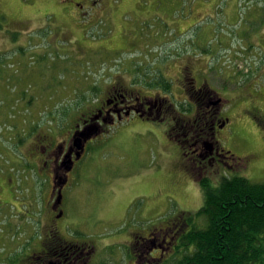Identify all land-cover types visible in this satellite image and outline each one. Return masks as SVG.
<instances>
[{"label": "rangeland", "instance_id": "obj_1", "mask_svg": "<svg viewBox=\"0 0 264 264\" xmlns=\"http://www.w3.org/2000/svg\"><path fill=\"white\" fill-rule=\"evenodd\" d=\"M46 1L0 0V164L15 172L17 184L12 189L1 178L6 186L3 201L16 203L14 197H21L20 213L11 204L0 208V264H16L31 227L40 230L51 217L42 210L48 187L24 161L33 130L51 126L52 133L63 138L75 114L98 98L115 74L152 88L150 83H161L167 71L178 99L184 97L177 91L180 61L204 57L207 68L199 80L209 81L230 99L225 108V128L233 133L230 148L238 156H254L237 175L264 182V128L241 113L248 111L249 101L236 98L245 89L264 92V76L259 77L264 71L256 70L259 46L255 41L250 45L258 20H246L256 16L257 7L264 16V3L105 0L108 9L101 19L81 20L66 17L62 7L71 4L59 7V0L50 5ZM179 22L189 25L180 30ZM48 87L54 91L50 105ZM263 94L255 101L264 112ZM165 125L140 122L131 130L114 128L91 139L67 188L61 225L74 238L102 243V264H125L117 242L128 233L175 220L183 212L194 215L203 206L201 184L179 167L177 150L162 135ZM206 181L216 187L220 179L211 176ZM193 221L201 226L203 218Z\"/></svg>", "mask_w": 264, "mask_h": 264}, {"label": "flooded vegetation", "instance_id": "obj_2", "mask_svg": "<svg viewBox=\"0 0 264 264\" xmlns=\"http://www.w3.org/2000/svg\"><path fill=\"white\" fill-rule=\"evenodd\" d=\"M255 1L257 4L264 3V0ZM52 3L53 0L46 1V5ZM59 3V7L71 4L69 8L62 7L66 17L73 18L75 15L81 20L91 18L99 20L102 18L100 14L106 13L108 9L105 0L104 3H97L95 0H59ZM259 10L257 7L256 16L248 17L246 20H258L256 38H250V45L255 41L259 46L255 58L256 70L262 73L264 16L262 10ZM179 23H183L182 26L176 24L180 30L189 25L186 22ZM185 32L184 30L183 33ZM207 62L204 57L196 59L186 57L180 61L182 64L177 69V91L184 97L179 95L178 99L175 97L173 81L170 82V89L163 88L162 84L145 88L125 81L115 74L113 80L102 88L99 97L86 109L75 114V120L69 125L63 138L58 139L52 133L51 126L49 129L36 128L32 132L33 140L30 142L29 152L26 156L23 155L24 161L35 168L37 181L45 183L48 187L47 194L43 197L42 210L51 217L48 219L49 224L41 226L40 230L31 227L28 237L19 247L20 255H17L16 264H102L100 261L102 243L69 235L66 228H63L64 225H61L64 216L62 207L67 188L78 173L79 162L87 150L89 141L109 134L114 128L128 127V130H131V126L140 122L167 123L162 131L164 140L177 150L180 157L179 167L189 173L191 181L200 184L211 176H217L220 180L223 177L238 176L239 171L254 161V156L250 152L238 156L233 152V148H230L233 133L225 128L229 121L225 108L230 99L216 91L209 81L199 80V74L206 70ZM263 76L259 75L260 78ZM170 78L172 77L167 71L163 73L164 81ZM239 93L240 96L236 98L241 97L249 101L248 111L241 113L250 114L257 124L264 128V112L260 102L255 101L264 92L245 89ZM28 95L31 97V94ZM48 101L49 105L54 101V91L49 87ZM82 132L89 139L84 145L83 152H79L74 143L75 137L78 138ZM245 162L246 165H243ZM15 176L14 171H5L0 164V208L11 204L15 211L20 213L18 205L21 203L17 202L20 201V196L14 197L16 203L3 201L6 186L1 178L5 177L13 185L11 186L13 189L17 187ZM13 193H17V190L14 189ZM28 213L31 211L28 210ZM31 216L30 219L35 220L33 214ZM29 217L27 214L26 218ZM195 217V214L183 212L175 220L128 233V238L117 242L123 251L121 258L125 264H185L186 257L196 252V244L187 240L188 234L197 226L193 221Z\"/></svg>", "mask_w": 264, "mask_h": 264}, {"label": "trees", "instance_id": "obj_3", "mask_svg": "<svg viewBox=\"0 0 264 264\" xmlns=\"http://www.w3.org/2000/svg\"><path fill=\"white\" fill-rule=\"evenodd\" d=\"M170 86L169 81L162 85ZM201 187L203 206L195 216L203 223L188 234L196 252L185 264H264V182L235 175L223 177L216 187L204 180Z\"/></svg>", "mask_w": 264, "mask_h": 264}, {"label": "water", "instance_id": "obj_4", "mask_svg": "<svg viewBox=\"0 0 264 264\" xmlns=\"http://www.w3.org/2000/svg\"><path fill=\"white\" fill-rule=\"evenodd\" d=\"M75 143L74 146L77 149V151L79 152H83L84 150V145L87 141V139H89V137H87L86 134H84V132L80 133L78 138L75 137Z\"/></svg>", "mask_w": 264, "mask_h": 264}, {"label": "bare ground", "instance_id": "obj_5", "mask_svg": "<svg viewBox=\"0 0 264 264\" xmlns=\"http://www.w3.org/2000/svg\"><path fill=\"white\" fill-rule=\"evenodd\" d=\"M206 263V262H205Z\"/></svg>", "mask_w": 264, "mask_h": 264}]
</instances>
